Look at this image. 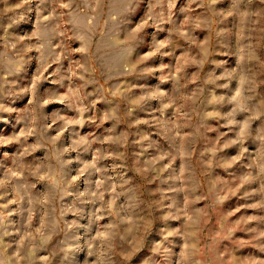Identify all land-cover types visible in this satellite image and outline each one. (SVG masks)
Wrapping results in <instances>:
<instances>
[{"label": "rangeland", "instance_id": "obj_1", "mask_svg": "<svg viewBox=\"0 0 264 264\" xmlns=\"http://www.w3.org/2000/svg\"><path fill=\"white\" fill-rule=\"evenodd\" d=\"M0 264H264V0H0Z\"/></svg>", "mask_w": 264, "mask_h": 264}]
</instances>
